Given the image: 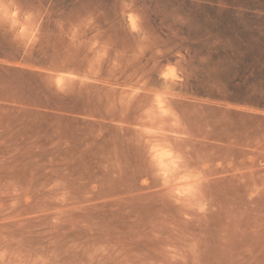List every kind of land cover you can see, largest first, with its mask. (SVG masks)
<instances>
[{
  "label": "rangeland",
  "instance_id": "374dc122",
  "mask_svg": "<svg viewBox=\"0 0 264 264\" xmlns=\"http://www.w3.org/2000/svg\"><path fill=\"white\" fill-rule=\"evenodd\" d=\"M0 264H264V0H0Z\"/></svg>",
  "mask_w": 264,
  "mask_h": 264
},
{
  "label": "clouds",
  "instance_id": "9594fccd",
  "mask_svg": "<svg viewBox=\"0 0 264 264\" xmlns=\"http://www.w3.org/2000/svg\"><path fill=\"white\" fill-rule=\"evenodd\" d=\"M5 18L10 19L15 22L14 16L6 15ZM25 19L26 21H31L32 17L31 15H27ZM22 27H23V31L21 35H23V33L27 31L26 27L24 26ZM169 83H173V82L169 81ZM164 119H172L173 121H176L178 118L176 114L169 108V114L165 116ZM172 162H175V163L173 164ZM155 166L158 170V175H160L161 177L165 179H168L169 177L172 176L173 172L176 170V166H181V167L183 166V158L180 155L173 153L171 160L165 159L164 161H160L159 159H157L155 161ZM189 175H191V173H189ZM199 210L203 211V206H201Z\"/></svg>",
  "mask_w": 264,
  "mask_h": 264
}]
</instances>
